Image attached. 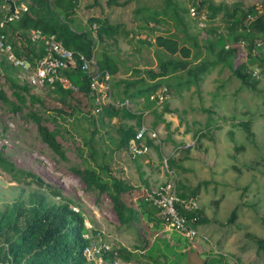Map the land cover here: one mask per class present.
Returning <instances> with one entry per match:
<instances>
[{
  "label": "rangeland",
  "instance_id": "374dc122",
  "mask_svg": "<svg viewBox=\"0 0 264 264\" xmlns=\"http://www.w3.org/2000/svg\"><path fill=\"white\" fill-rule=\"evenodd\" d=\"M122 1L124 0H118ZM164 1L132 0L127 5H119L99 0L97 4L91 5L93 0H77L72 18L76 25L90 29L95 37V59L101 52H106L116 62L118 71L112 83L134 79L137 74L133 70L158 68L159 61L166 57L153 42L158 32H173L183 38L185 31L192 37L202 39L208 34L207 29L210 27H218L221 31L225 29L221 15L209 22L205 18V8L192 14L191 9L196 0H172L178 8L181 22L178 28L173 20L160 24L150 22L146 26L143 19L134 12L141 7L162 10ZM210 1L214 4L238 2L245 7L251 4L259 7L264 2ZM168 16H171L170 11ZM97 17H105L113 24L118 23L124 31L114 39H98L95 25L89 24L91 18ZM246 52L245 45L241 44V52L233 59V66L247 61ZM3 59L4 55L0 51V62L8 64ZM254 70L259 69L254 65L248 68L252 73ZM7 74L21 85L27 83L28 72L14 68L6 73L0 65V90L9 100L15 101L12 89L6 81ZM256 81L255 90L246 89L233 75L232 69L218 67L204 77L198 90L194 86L182 90L172 86L165 94V100L155 107L158 112L163 109L162 121H157L155 126L163 141L161 155L173 159L180 166L174 170L181 185L193 187L199 182L208 181L207 185L201 186L196 196L198 208L210 219L208 225L201 228L218 245L220 253L236 258L241 264H264V248H259L253 239V236L264 239V73L259 72ZM122 90L123 85L113 88L112 100H120L123 97ZM162 90L160 88L156 93H161ZM30 93L38 96L45 103V107L38 103L32 105L27 101L21 111L13 112L0 100V151L17 168L32 172L41 181L37 184L33 179L27 178L17 182L0 168V214L14 200L20 198L26 201L29 193L34 191L45 194L49 202H61L68 198L70 206L85 213L88 222L95 228V233L99 230L104 233L100 236L101 240L135 253L130 264H156L153 260L156 253L149 250L152 241L158 240L159 246L163 247L162 240L171 242L173 232L162 226L156 233L151 234L149 230L145 231L143 223L140 222L120 224L108 195L88 190L70 169L80 163L76 150L81 143L78 132L94 127L82 118V114L88 115L89 110L95 118L100 131L96 137L103 141L106 151L114 148L108 135L117 137L116 128L120 123L118 119L105 120V128L109 132L100 138L103 128L99 127L98 113H94L92 107L90 109L89 101L76 94V97L83 100L80 103L72 102L78 108L74 117H57V123L51 120L45 122L51 130H56L58 125L61 127L57 140L65 151L67 160L64 161L40 139L37 125L28 115L31 111H37L47 116L51 107L60 106L57 96L51 92L49 86L32 85ZM141 107V101L131 100V110L139 111ZM165 108L169 111H165ZM152 109H146L148 114L145 121L148 124L155 121ZM247 118L251 120L254 131V137L250 140L242 127L235 126L237 121ZM121 124L134 125V122L126 120ZM63 127L68 130L65 131ZM195 138L193 147L175 149L183 142ZM109 162L113 175L124 178L134 186L135 191L131 198L134 204L138 198L144 197L148 190L166 178L160 157L154 150L136 160L126 150H119L113 153ZM246 165L248 166L245 167ZM235 207L236 215L231 217ZM195 245L192 247L189 243L185 246L187 251L180 261L181 264H201L206 253L198 252L202 246L201 241ZM150 253L152 257L148 256ZM194 253L202 257H195ZM159 264H164L163 260ZM165 264H169V261Z\"/></svg>",
  "mask_w": 264,
  "mask_h": 264
},
{
  "label": "trees",
  "instance_id": "16d2710c",
  "mask_svg": "<svg viewBox=\"0 0 264 264\" xmlns=\"http://www.w3.org/2000/svg\"><path fill=\"white\" fill-rule=\"evenodd\" d=\"M98 1L93 0L91 5L97 4ZM130 1L132 0L122 2L107 0V3L127 5ZM76 3L77 0H30L29 11L23 13L19 20L10 22L3 30L15 55L23 56L31 65H34V62L43 55L44 47L42 43H31L27 37V31L31 28H40L45 34H54L63 46L73 53L75 58L78 57V54L95 58V37L91 30L76 25L72 18ZM193 8L197 13L205 8V18L209 22L221 15L225 29L221 31L218 27H210L207 29L208 34L202 39L192 37L185 31H183V38L173 32L156 33L153 40L154 45L166 54V57L159 61L156 70L151 68L133 70L137 74L134 79L112 83V79L118 71L116 62L106 52H101L96 56L98 68L107 70L111 74V95L113 96V88L123 85V97L113 101H124L125 99L138 101L143 98L142 107L139 111H133L130 107L111 103L100 105L97 117L99 127L103 128L100 138L109 132L105 128V120L111 121L116 118L120 122L116 128L117 137L108 135L110 143L114 144V148L110 151L104 149L102 140H97L96 135L100 131L90 111L88 110V115L82 114V118L94 127L91 130L84 129L78 132L81 143L76 150L80 157V163L70 168L71 172L82 180L88 190L108 195L120 224L140 222L143 223L145 231L149 230L151 234L160 230L165 222L159 214V209L146 200V195L138 198L137 203L134 204L131 200L135 191L134 186L124 178L113 175L109 167L113 153L126 150L127 142L134 136L136 128L140 126L143 112L146 109L153 108L151 113L155 121L153 120L152 127L157 125V121H162L163 109L158 112L155 109V101H151L149 96L155 94L160 88L166 94L172 86H175L177 90L189 89L194 86L198 90L204 77L218 67L232 69L233 75L240 81L242 87L255 90L256 76L248 71V68L254 65L259 69V72L264 73V2L259 7L257 4L245 7L238 2L214 4L210 0H196ZM168 11L171 12V16H168ZM134 12L143 19L146 26L150 22L160 24L173 20L174 25L178 28L181 23L177 4L172 0H165L162 10L141 7L136 8ZM89 24L95 25V34L100 40L114 39L117 34L124 31L120 29L118 23L113 24L105 17L91 18ZM125 34L127 35L128 32ZM142 42H146V40H142ZM241 44L246 47L247 61L233 66V59L241 52ZM0 65L6 73L17 68L9 63ZM63 74L76 87V90L64 88L59 82H56L49 87L51 92L57 96L60 106L51 107L53 112L49 111L47 116H43L37 111H31L28 115L36 123L40 139L55 155L66 161L65 151L57 140V135L61 133V127L58 125L56 130H51L45 122L51 120L57 123V117L63 119L69 116L74 117L78 108L72 102L80 103L83 100L81 98L89 101L90 109L93 108L95 94L90 89L87 73L80 66L65 70ZM6 81L12 89L15 101L9 100L2 90H0V100L7 104L13 112L21 111L27 101L32 105L38 103L45 107V103L38 96L30 93L31 84L25 82L20 85L9 74L6 75ZM76 94H79L81 98L76 97ZM63 107L68 110H64ZM126 120L133 121L134 125L121 124ZM237 125L244 129L247 139H253L254 131L249 118L237 121L235 126ZM168 126L169 123L166 124V127ZM62 129L68 130L66 127ZM146 142L157 153L161 161L160 146L151 139H147ZM136 159L138 158L133 160ZM168 165L173 169L180 168L170 158H168ZM262 166L264 167V159ZM0 168L17 182L21 179L31 178L40 184L32 172L17 168L1 151ZM207 183L208 181H203L193 187H185L178 182V195L181 198L196 197L201 186L207 185ZM183 213L188 219L195 216L194 224L208 221L202 216L199 208L193 212ZM235 215L236 207L233 209L231 217ZM85 230L81 214L71 209L68 198L61 202H49L45 194L37 191L30 192L26 201L18 198L0 214V243H2L0 264H95L83 255V249L88 243V240L83 237ZM171 238L172 243L162 240L163 247L159 246L158 240L152 241L149 250L155 251L156 255L153 260L156 264L161 263L162 260L164 264L166 261H169V264H181L180 261L186 254V250L182 251V249L189 243L175 232L172 233ZM253 239L259 248H264V239L255 236ZM119 256L123 261L130 262L135 253L121 247ZM148 256L152 257V253ZM103 258V264H110L112 261V255L109 253L103 254ZM221 258V256L212 257L206 263L222 264ZM204 262L205 259L201 264Z\"/></svg>",
  "mask_w": 264,
  "mask_h": 264
},
{
  "label": "built area",
  "instance_id": "2783aa9c",
  "mask_svg": "<svg viewBox=\"0 0 264 264\" xmlns=\"http://www.w3.org/2000/svg\"><path fill=\"white\" fill-rule=\"evenodd\" d=\"M13 3V11L11 4ZM30 0H0V51L5 60L13 66L28 72L27 82L36 86H53L59 82L62 87L76 90L69 79L63 74V71L80 66L89 78L90 89L95 94L93 112L98 113L102 103H111L119 106L130 107L131 101H113L110 93L111 74L107 70H100L93 56L87 57L84 54H78L75 58L73 53L65 48L60 40L54 34H45L40 28H31L27 31V37L33 44L42 43L44 47L43 55L31 65L23 56H16L12 45L6 40L5 27L13 21L20 19L23 13L29 11ZM192 14L196 11L191 9ZM259 70H254L253 75L258 76ZM166 96L161 93L151 94L149 99L155 101V104H161ZM139 101L143 102V98ZM148 111L145 110L142 115V122L132 138L127 142L126 151L131 158H140L151 153L152 148L146 140L151 139L162 148L163 141L156 127L146 123L145 117ZM196 138L183 142L176 146L178 149H186L195 145ZM161 164L165 179L157 184L156 187L146 192V200L154 207L159 209L160 216L165 220L164 229L169 232H175L185 238L192 247L198 241L210 242V237L206 233H200L199 224H194L196 217L188 219L183 212H193L198 208L196 197L181 198L178 195V178L173 168L168 165V157L162 156ZM74 212L81 214L85 231L83 237L88 240L83 249V255L86 259L95 264H103V254L112 255L110 264H130L123 261L119 256V247L113 246L107 241L101 240L100 236L104 234L101 230L95 233V228L88 222L84 212L75 206H71ZM241 264V263H236Z\"/></svg>",
  "mask_w": 264,
  "mask_h": 264
},
{
  "label": "crops",
  "instance_id": "0c3cea01",
  "mask_svg": "<svg viewBox=\"0 0 264 264\" xmlns=\"http://www.w3.org/2000/svg\"><path fill=\"white\" fill-rule=\"evenodd\" d=\"M185 187H187V186H185ZM188 187H191V186H188ZM202 216H204L205 218H207V220H209V221L203 222V223H199V226H198L199 227V231H200V233H206L208 235V232L206 230H203L201 227H205L206 225H208V223L210 222V219L206 215H204L203 213H202ZM183 242H185V241H183ZM171 243H172V241H171ZM201 244H202V246L200 247V250H198V252L199 253H206L205 254L206 256H203L202 257V256H200L197 253H194V256L195 257L199 256V257L204 258L205 259V262H207V260L209 258L218 257V256H221L222 257L221 258L222 259V264H235L236 262H238V260L236 258L233 259L232 256H230L228 254L220 253L219 250H218V248H219L218 245L214 242L213 239H211V237H210V242H202L201 241ZM185 250L187 251L186 247L184 249H182V251H185ZM204 259H202V260H204Z\"/></svg>",
  "mask_w": 264,
  "mask_h": 264
},
{
  "label": "water",
  "instance_id": "95a60500",
  "mask_svg": "<svg viewBox=\"0 0 264 264\" xmlns=\"http://www.w3.org/2000/svg\"><path fill=\"white\" fill-rule=\"evenodd\" d=\"M9 3L11 4V10L13 11V3H12V1H9ZM21 37L23 38V36L21 35ZM165 111H169V109L168 108H165ZM38 181H41L40 179H38ZM204 264H206V262L204 263Z\"/></svg>",
  "mask_w": 264,
  "mask_h": 264
}]
</instances>
